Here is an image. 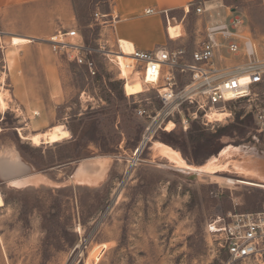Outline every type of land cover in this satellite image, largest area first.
Listing matches in <instances>:
<instances>
[{"label":"rangeland","instance_id":"obj_1","mask_svg":"<svg viewBox=\"0 0 264 264\" xmlns=\"http://www.w3.org/2000/svg\"><path fill=\"white\" fill-rule=\"evenodd\" d=\"M205 2L219 6L217 20L242 15L256 45L264 44V0H195L188 14L163 15L166 33L148 26L150 36L159 39L156 48L196 50L211 21L195 12ZM113 9V0H39L0 10V95L8 103L6 111L0 107V162L19 161L15 177L42 175L25 187L10 186L0 163L5 202L0 209V264H209L214 248L207 225L230 212L264 208V134L257 133L247 103H230L227 119L209 127L198 119L184 130L182 116L175 114L177 132L187 133L192 122L212 134L237 125L222 143L187 146L184 152L173 147L182 143L156 127L153 140L182 156L185 167H177L159 156L151 142L141 150L152 119L140 117L136 108L159 112L157 90L144 85L150 90L129 97L117 66L107 57L93 56L97 68L92 75L49 43L60 31L76 29L80 39L74 42L116 51L113 19L95 18ZM233 59V64L242 61ZM129 79L133 82L135 76ZM58 125L71 133L62 143L37 147L21 136ZM140 150V161L130 165ZM102 156L112 159L104 180L88 184L77 179L81 160ZM214 159L228 170L203 171ZM234 162L258 175L238 173Z\"/></svg>","mask_w":264,"mask_h":264},{"label":"built area","instance_id":"obj_2","mask_svg":"<svg viewBox=\"0 0 264 264\" xmlns=\"http://www.w3.org/2000/svg\"><path fill=\"white\" fill-rule=\"evenodd\" d=\"M218 8L207 2L196 6V14L208 15L211 21L205 28V39L194 51L186 47L163 46L148 51L135 48L126 55L121 40L117 39V50L106 52L102 47L87 46L83 40L74 42L80 39L76 29L60 31L49 43L54 51L66 55L92 75L96 74L97 68L93 56L98 53L117 66L126 84L130 82L129 77L138 75L145 86L157 90L162 103L159 112L152 114L145 108H136L140 117L152 119L144 137L145 144L147 134L151 133L153 138L156 127L166 132L176 113L182 116L184 130L188 129L190 120L198 119L209 127L223 122L217 118L211 120L210 115L227 112L228 105L233 102L248 104V113L253 117L257 133L264 134V44L256 45L242 15L231 13L217 20L214 12ZM147 14L153 15L156 11L149 9ZM161 14L169 18L167 11ZM109 17L114 25L118 19L115 12L95 15L96 21ZM170 24L169 21L168 27ZM239 57L241 62L231 63L233 58ZM124 69L130 73L124 74ZM149 77L156 78V82H148ZM206 232L214 248V260L209 264L264 260V208L253 213L230 212L212 220ZM83 244L87 246V243Z\"/></svg>","mask_w":264,"mask_h":264},{"label":"bare ground","instance_id":"obj_3","mask_svg":"<svg viewBox=\"0 0 264 264\" xmlns=\"http://www.w3.org/2000/svg\"><path fill=\"white\" fill-rule=\"evenodd\" d=\"M211 6H212V3H211ZM170 26L168 27V29L170 28ZM168 29H167L168 37L169 39H171V37L169 36ZM121 44L123 46V49L126 55L131 54L133 50L135 49L132 43L127 42L125 40H121ZM122 64L125 65L124 59H122ZM129 73H130L129 71L124 69V74L128 75ZM148 80H149L148 82H153V83L156 82V78L149 77ZM124 91H125V94L129 97L139 95V94L146 92L142 79L138 75L135 76V80L133 82H128L127 84L126 83L124 84ZM0 107L3 111H6L8 109V103L6 102L4 95L2 94L0 95ZM227 116L228 115L226 112L214 113L210 115V118L211 120H215L217 118L220 121V120H224L225 118H227ZM175 128H176L175 123L171 121L170 124L167 126L166 132H172L173 130H175ZM21 136L24 139V141L25 140L31 141L35 146L39 147L42 145H55L58 143H62L71 137V133L69 132L68 128L67 129L65 128L64 125H58L44 133H37V134L30 135V136H24L23 134H21ZM146 140L147 142L149 143L151 142L153 144V148L156 150V152H158L159 156L169 160L171 163L175 164L177 167H185V162L183 161L182 156L178 152L173 150V148L171 149L170 147H168L167 145L163 143L154 141L151 133L147 134ZM144 145H145V142H142L141 150L144 147ZM141 150L136 154L135 157L131 159V161L129 162L130 165L135 166L140 161V158L142 156ZM228 152L229 151H226V154H228ZM111 161H112L111 158H106L103 156L81 160L78 164L79 168L76 173L77 175L76 177L77 179H81L83 180V182L85 181L88 184H96L99 181L104 180V178L106 177ZM0 163H1V166L3 167V173L5 177L7 178V183L10 186L25 187L29 185L31 181L42 176L41 174H34V175H29V176H24V177H15L14 176L15 170L21 169L19 161H17L16 159H12L10 161H1ZM233 165H234L235 170L238 173H242V174L253 176V177L258 175L256 174L257 173L256 170H253V169L251 170L250 167L248 168L246 166H243V164L241 163L234 162ZM227 167L228 165L225 166L221 164L218 160L214 159L208 162L206 165H204L203 168L202 167L201 168L205 172L214 174L216 172L228 170ZM94 169H97V172H95V174L92 175L94 172ZM4 207H5L4 198L2 194L0 193V209H3Z\"/></svg>","mask_w":264,"mask_h":264},{"label":"crops","instance_id":"obj_4","mask_svg":"<svg viewBox=\"0 0 264 264\" xmlns=\"http://www.w3.org/2000/svg\"><path fill=\"white\" fill-rule=\"evenodd\" d=\"M36 1L39 0H0V10L24 6ZM113 3V13L115 12L118 17L113 25L116 38L132 43L136 49L148 51L155 49L159 43V39L150 36L148 26L152 25L162 32L165 30L166 33L161 12L167 11L169 16L178 11L188 14L195 0H113ZM149 9H154L156 14L148 15L147 10ZM15 172L14 176L17 170Z\"/></svg>","mask_w":264,"mask_h":264},{"label":"trees","instance_id":"obj_5","mask_svg":"<svg viewBox=\"0 0 264 264\" xmlns=\"http://www.w3.org/2000/svg\"><path fill=\"white\" fill-rule=\"evenodd\" d=\"M236 123L240 124L239 119H237ZM236 128L237 125H232L224 129H219L216 133L212 134V133H208L204 127L198 124V122H192V125L187 133H183L182 131L180 132L172 131V132H164V133L171 140H175L177 143H182L181 146H175L173 144L171 145L185 152L187 146H191V147L205 146L206 145L205 143H208L209 141L215 143L219 141V143H222V138L225 137V133L230 130H235ZM184 139H187L188 142L186 143Z\"/></svg>","mask_w":264,"mask_h":264}]
</instances>
